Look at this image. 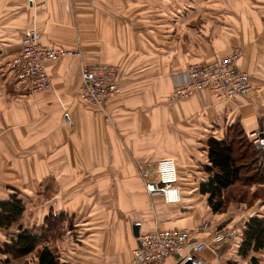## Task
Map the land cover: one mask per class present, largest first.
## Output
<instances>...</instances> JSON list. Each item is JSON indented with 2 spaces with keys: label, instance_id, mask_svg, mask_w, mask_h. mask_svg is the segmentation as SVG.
Returning <instances> with one entry per match:
<instances>
[{
  "label": "crops",
  "instance_id": "obj_1",
  "mask_svg": "<svg viewBox=\"0 0 264 264\" xmlns=\"http://www.w3.org/2000/svg\"><path fill=\"white\" fill-rule=\"evenodd\" d=\"M171 2L0 0V203L16 195L25 205L19 223L0 228V264H38L40 248L15 257L11 242L19 228L40 236L50 215H62V226H52L40 246L59 264H130L139 237L156 227L187 229L195 242L225 230L228 240L216 253L192 257L203 264H262L264 248L246 257L239 251L247 222L264 219V199L231 201L215 214L200 186L210 178V138L224 139L237 122L250 140L264 133V0H243L241 16L231 2L227 27L213 29L211 43L192 50L185 32H172L185 17L182 1L178 10ZM30 34L81 54L47 65L53 87L45 92L30 93L9 69ZM236 50L238 66L251 78L249 96L218 102L202 92L171 99L187 66ZM97 65L120 68L121 93L110 99L108 118L79 98L81 68ZM163 159L176 162L178 204L145 192ZM203 224L209 228L196 232ZM180 263L174 256L163 264Z\"/></svg>",
  "mask_w": 264,
  "mask_h": 264
},
{
  "label": "built area",
  "instance_id": "obj_2",
  "mask_svg": "<svg viewBox=\"0 0 264 264\" xmlns=\"http://www.w3.org/2000/svg\"><path fill=\"white\" fill-rule=\"evenodd\" d=\"M77 56L80 52L51 48L41 43L35 34H30L22 42L21 52L9 63V69L17 80L26 84L30 93H40L53 87L47 65L59 58ZM240 51L210 63H194L185 70L184 83L175 84L172 95L174 101L188 100L195 93L209 92L218 102L231 101L237 97H247L253 87L248 73L238 66ZM120 68L114 65L83 66L81 68L82 87L80 100L105 116L108 115L110 99L121 93L118 84ZM261 134L250 136L257 148L264 145ZM156 182L147 184L150 195L161 196L166 204L181 202L176 162L173 159L159 161ZM209 228L203 224L196 232ZM228 232L219 230L210 242L193 241V233L187 229L164 230L156 227L139 237V244L133 250L130 264H163L168 258L181 256V262L194 254L210 250L218 251V246L227 242ZM264 264V253L260 257Z\"/></svg>",
  "mask_w": 264,
  "mask_h": 264
},
{
  "label": "trees",
  "instance_id": "obj_3",
  "mask_svg": "<svg viewBox=\"0 0 264 264\" xmlns=\"http://www.w3.org/2000/svg\"><path fill=\"white\" fill-rule=\"evenodd\" d=\"M207 147L210 178L200 186V192L209 197L208 204L215 214L224 213L231 201L253 205L256 200L264 199V145L257 148L240 122L228 128L224 139L210 138ZM251 190L253 195L249 196ZM24 211L25 205L16 195L0 203V228L9 229L17 224ZM19 229L11 242V251L15 257H25L36 252L42 239ZM263 248L264 219L253 217L246 224L239 254L246 257L251 251ZM38 264H59V261L50 248L43 247L38 251Z\"/></svg>",
  "mask_w": 264,
  "mask_h": 264
},
{
  "label": "rangeland",
  "instance_id": "obj_4",
  "mask_svg": "<svg viewBox=\"0 0 264 264\" xmlns=\"http://www.w3.org/2000/svg\"><path fill=\"white\" fill-rule=\"evenodd\" d=\"M179 0H172V7L176 6L175 9H179ZM182 1V16L185 17L184 22L179 25H173L172 32H185V42L188 43L189 50L195 48L199 44H209L212 41V30L219 29L223 30L228 25V17L234 14V8L231 7V2H235L236 10L235 14L241 16L242 13L238 10L243 11V0H181ZM186 2V3H185ZM174 13V10L172 11ZM174 16V15H173ZM162 28V26L157 25ZM240 50V49H239ZM240 51V58H241ZM115 66V65H114ZM119 67V66H117ZM120 75V73H119ZM119 78V76H118ZM253 91V90H252ZM144 189L147 195H150L147 191V185H144ZM258 188H255L256 190ZM245 190V189H243ZM246 191V190H245ZM253 190L248 191L253 195ZM151 197H154L150 195ZM264 196V195H263ZM62 217V215H60ZM60 219L54 215H50L44 222V228L41 231L40 237L42 239L41 244L52 237V226H62V218ZM64 217V216H63ZM19 223V222H18ZM41 250V246L39 247Z\"/></svg>",
  "mask_w": 264,
  "mask_h": 264
},
{
  "label": "water",
  "instance_id": "obj_5",
  "mask_svg": "<svg viewBox=\"0 0 264 264\" xmlns=\"http://www.w3.org/2000/svg\"><path fill=\"white\" fill-rule=\"evenodd\" d=\"M261 138L264 139V134H261ZM135 232H136V236H139V227L138 226L135 227ZM176 257L178 259H181L180 255H177ZM180 264H203V263L194 257H189V258L183 260Z\"/></svg>",
  "mask_w": 264,
  "mask_h": 264
}]
</instances>
